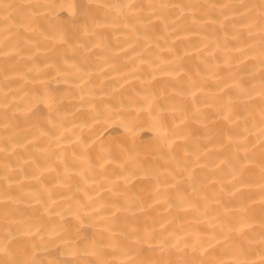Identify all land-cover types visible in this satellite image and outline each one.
<instances>
[{
	"label": "bare ground",
	"instance_id": "obj_1",
	"mask_svg": "<svg viewBox=\"0 0 264 264\" xmlns=\"http://www.w3.org/2000/svg\"><path fill=\"white\" fill-rule=\"evenodd\" d=\"M0 264H264V0H0Z\"/></svg>",
	"mask_w": 264,
	"mask_h": 264
}]
</instances>
